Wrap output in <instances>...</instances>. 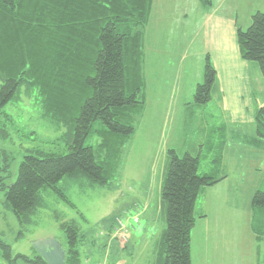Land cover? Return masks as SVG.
<instances>
[{"label":"rangeland","instance_id":"374dc122","mask_svg":"<svg viewBox=\"0 0 264 264\" xmlns=\"http://www.w3.org/2000/svg\"><path fill=\"white\" fill-rule=\"evenodd\" d=\"M245 1L238 0L242 10ZM256 1L263 10L264 0ZM203 5L210 7L212 0ZM219 8L215 15L211 14L215 7L202 14L193 0H154L139 60L140 74L143 72L139 92L144 107L133 114V132L126 140L113 141L115 147L122 146L109 184L85 190L71 185L65 190L68 203L57 194L47 195L44 199L48 205L39 208L32 221L24 225L3 204L7 188H2L0 264H32L37 240L53 238L66 246L60 222L70 219L83 233L80 264H150L155 240L165 226L159 199L168 149L179 155L199 153V172L221 178L213 185L202 186L196 198L192 263L213 264L211 254L208 263L202 256L205 249L218 242L221 250L217 257L222 264H237L238 260L239 264H264V237L249 236L251 213L254 219L251 200L255 191H264V142L256 141L254 120L256 109L264 103V80L253 62L239 56L237 38L231 43L235 52L228 44L217 47L206 43L203 19L209 14L207 20L211 22ZM184 10L189 11L188 20L182 18ZM207 54L220 75L225 102H220L218 92H212L206 105L196 106L194 92L202 82ZM46 115L34 94L22 93L18 102L5 106L1 124L7 136L0 137V161L8 165L7 184L15 180L28 149L66 151L61 137L65 128ZM94 138L90 137L88 143ZM108 156L113 160L111 153ZM205 213L212 227H223L226 240L200 239V216ZM133 217L138 221L128 226L125 239L113 234L116 219L131 221ZM255 223L264 231V209L256 210Z\"/></svg>","mask_w":264,"mask_h":264},{"label":"trees","instance_id":"16d2710c","mask_svg":"<svg viewBox=\"0 0 264 264\" xmlns=\"http://www.w3.org/2000/svg\"><path fill=\"white\" fill-rule=\"evenodd\" d=\"M152 2L0 0V137L7 136L1 124L5 106L18 102L22 93L34 94L50 121L65 128L61 137L67 147L65 152L28 149L9 184L8 165L0 161V190L7 188L3 204L20 224L30 223L48 205L47 195L68 203L65 190L71 185L85 190L109 184L122 146L113 141L126 140L133 132V114L144 107L139 60ZM236 38L240 57L253 62L264 80V9L251 15L246 28H237ZM216 90V70L207 54L193 103L206 105ZM254 120L256 141L262 143L264 103ZM90 137L95 138L88 143ZM200 161L199 153L166 151L159 199L165 226L150 264H192L196 198L202 186L221 180L199 172ZM251 208L252 232L255 239L263 238L255 223L256 210L264 209L263 190L255 191ZM60 227L66 235L65 264H80L81 227L73 219L62 220ZM30 261L47 264L39 254Z\"/></svg>","mask_w":264,"mask_h":264},{"label":"crops","instance_id":"0c3cea01","mask_svg":"<svg viewBox=\"0 0 264 264\" xmlns=\"http://www.w3.org/2000/svg\"><path fill=\"white\" fill-rule=\"evenodd\" d=\"M193 4L194 6H196V8L201 9L200 13L202 14L208 13L210 11L208 9L215 7L216 9L214 10L213 13H211L215 15L217 13V8L221 7V9L219 8L218 14L214 18H212L211 22H208L207 20L210 17L209 14L206 19L204 18L205 20L203 19V22L206 23L204 24V26H207L203 34L204 38L207 39L206 43L210 45L217 44V47H220L221 43L228 44V46L232 47L231 43H234L236 39L237 28H241V29L246 28L248 26L251 15L254 12H256L255 9L259 11L261 8L260 4L257 3L256 0H246L245 8L243 10L241 6L238 4V0H235L234 3H233V0H212V5L210 7H204L201 0H193ZM153 5H154V0L152 2L151 15L153 12ZM187 12L189 13L188 10L183 11L184 14L182 18L185 20H188ZM151 15H150V19L152 18ZM150 19H149V22H150ZM244 25H247V26L243 28ZM232 49L235 52V45H233ZM220 50L222 49H218V51ZM208 55L212 62L211 55L210 54ZM225 58L227 59L228 57L226 56ZM219 76L220 75L218 74V71L216 70V83H217L216 92H218L220 102L222 101L225 102L224 87H223V84H221V79L219 78ZM246 78L247 77H245V86L247 87L249 85V82L247 81ZM200 218H201L200 220L201 222L200 239H204L206 242L209 241L211 237L212 238L218 237L219 241L226 240V238L224 237L226 234H222L224 230L223 227H220V225H215V224L212 227L209 223L210 219H208V216L206 213L204 215H201ZM195 225H196V220L194 223V227L191 230V238H190L191 239V259H192V241H193L192 231L193 229H195ZM249 232H250V235H249L250 238L254 237V233L252 232V213L249 217ZM218 245H219L218 242H213V245L210 249L208 248L204 250V256H202L204 257L203 259L204 263L206 262L208 263V259H210V254H211V262L213 264H222L221 262H219V257H217L218 252L221 250ZM227 257L229 258L230 256H227ZM106 263L109 264L108 261H106ZM237 264H239V260Z\"/></svg>","mask_w":264,"mask_h":264},{"label":"water","instance_id":"95a60500","mask_svg":"<svg viewBox=\"0 0 264 264\" xmlns=\"http://www.w3.org/2000/svg\"><path fill=\"white\" fill-rule=\"evenodd\" d=\"M34 249L47 264H65L66 251L62 244L53 238L34 242Z\"/></svg>","mask_w":264,"mask_h":264},{"label":"built area","instance_id":"2783aa9c","mask_svg":"<svg viewBox=\"0 0 264 264\" xmlns=\"http://www.w3.org/2000/svg\"><path fill=\"white\" fill-rule=\"evenodd\" d=\"M138 219L137 217H133L131 219V221H126L125 219L123 218H118L116 219V226L114 228V235L116 236V234L118 233V236H122L123 239H125L127 237V232L129 230V228L132 227V225H130L131 223H134V222H137ZM130 225V227L128 228V226ZM96 264H105L104 262H98Z\"/></svg>","mask_w":264,"mask_h":264}]
</instances>
